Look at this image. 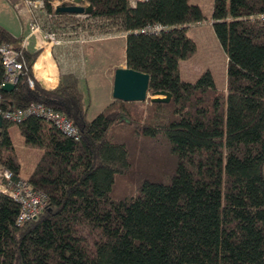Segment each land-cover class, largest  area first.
I'll return each instance as SVG.
<instances>
[{
    "label": "trees",
    "instance_id": "16d2710c",
    "mask_svg": "<svg viewBox=\"0 0 264 264\" xmlns=\"http://www.w3.org/2000/svg\"><path fill=\"white\" fill-rule=\"evenodd\" d=\"M24 1L43 2L45 32L125 34V67L149 76L148 98L113 100L89 121L88 89L71 74L42 88L31 71L38 52L0 27V45L25 63L14 89L0 91L2 108L41 104L78 131L74 141L38 118L14 126L41 152L24 180L46 204L17 226V204L0 195V264H264V0H213L225 93L209 71L180 79L179 63L196 50L186 31L205 20L189 0H82L91 12L80 16L53 12L63 0ZM156 24L169 29L139 33ZM156 94L171 99L152 103ZM10 126L0 128V164L22 179ZM158 157L169 169L153 177Z\"/></svg>",
    "mask_w": 264,
    "mask_h": 264
},
{
    "label": "rangeland",
    "instance_id": "374dc122",
    "mask_svg": "<svg viewBox=\"0 0 264 264\" xmlns=\"http://www.w3.org/2000/svg\"><path fill=\"white\" fill-rule=\"evenodd\" d=\"M189 4L198 6L202 11L205 20L201 23L191 25L186 31L187 36L194 41L196 50L191 57L179 63L180 79L184 82L194 83L202 73L209 71L212 75L217 91L220 93H225L227 60L220 44L214 35L212 23L210 21L213 0H189ZM33 16H35V13ZM80 19L81 17H78L76 20ZM31 22H33L32 14L28 7L25 6L23 0H0V27L10 32V34L15 38L19 37L20 34H22L24 30L28 28V25ZM58 31L57 34H64L62 31ZM21 37L24 38L25 36ZM34 37L32 36V38ZM68 38L69 36L66 34L63 37V40ZM115 42V65L124 68L125 64L122 63L123 60L121 58L119 49V44H121L122 39L117 37ZM27 43L26 49L31 51V46L28 48L30 44V38L27 40ZM97 45H103V42L92 44L90 47H95ZM104 61H96L93 64L95 65V72L91 76L85 75L82 77L84 80L81 81V88L83 90L88 89L87 94L90 98V108L87 114V119L89 121L94 119L96 115L100 113L107 105L105 104L104 100L106 92L109 89V82L103 72L104 69H99V66H101ZM85 68L88 72L89 68ZM8 135L12 144V155L15 162L19 166V175L22 179H27L29 175L34 172L37 163L40 161L41 152L34 147L27 146L16 127H8ZM151 159L152 156L148 158L149 161ZM156 166L158 167L153 170V173H151L153 177H160L164 169L167 171L169 169V164L165 162L164 158L158 157V165ZM125 181L126 184H129L130 178H125ZM129 189L130 188H125V182H119L117 184L118 192H124V194H126L128 193Z\"/></svg>",
    "mask_w": 264,
    "mask_h": 264
},
{
    "label": "built area",
    "instance_id": "2783aa9c",
    "mask_svg": "<svg viewBox=\"0 0 264 264\" xmlns=\"http://www.w3.org/2000/svg\"><path fill=\"white\" fill-rule=\"evenodd\" d=\"M147 0H128L131 7H134L138 3L145 2ZM75 0H63L58 1L53 12L59 6H73ZM24 4L30 10L33 22L28 25L29 35L23 38L22 48L27 50V40L31 36H41L43 40L52 45H60L61 40L66 34H57V32H45L41 29L40 24L37 23L34 15L35 11L42 10L43 2H28L24 1ZM80 16V15H79ZM261 20H264L261 17ZM169 28L161 26L159 24L149 25L139 31L140 34L158 35L159 33L168 30ZM73 34V35H72ZM69 38L77 37L76 40L81 43H96L104 39H109L112 35L102 36L98 34H86L82 32L67 34ZM111 36V37H110ZM119 37L125 38V34H120ZM0 63L3 68V77L0 79V91L5 85L16 86L20 77L23 76L25 70V63L23 61L21 51L13 50L5 45H0ZM27 85L30 89L34 88L33 79L27 80ZM3 100L0 95V117L2 125L8 124L11 126H18L22 124L28 118H38L44 122L50 123L64 136L78 140V131L73 124L66 118L65 115L53 111L41 104H30L25 108H2ZM0 195L6 196L17 204L19 210L15 220L17 226H21L27 222L35 220L40 213L44 210L46 204V197L42 193L34 190L31 185L24 179H15L11 171L4 168L0 164Z\"/></svg>",
    "mask_w": 264,
    "mask_h": 264
},
{
    "label": "crops",
    "instance_id": "0c3cea01",
    "mask_svg": "<svg viewBox=\"0 0 264 264\" xmlns=\"http://www.w3.org/2000/svg\"><path fill=\"white\" fill-rule=\"evenodd\" d=\"M57 3L58 2H55L53 4V7H55ZM34 13L38 24L40 23L41 25L45 22L44 15L43 13H41V11H35ZM28 35L29 31L27 28L17 38H20L21 36L27 37ZM117 37L119 39H122L121 44H119V49L121 58L123 60L122 63H124L125 38L119 37V35H112L111 38L104 39L96 43L85 44L79 43L76 40L77 37H71L64 40L62 39L60 45L49 44L45 42L43 38H41V36L38 35L34 38H32L31 36L29 37L30 44L28 48L31 46L32 50L27 51L33 53L38 52V55L31 68L33 77L42 88H44L45 90H52L58 85L61 75L71 74L75 76L81 83V81L84 80L82 79L83 76H91L95 72V65L93 64L96 61L106 60L101 66H99V69H104L103 72L109 82V89L106 92L104 100L105 104L109 105L114 100L112 98L114 71L118 68H121V66L115 65L114 60V58L116 57L115 39H117ZM102 42L103 45L90 47L92 44H98ZM85 67L89 68L88 72ZM109 91L111 92V95Z\"/></svg>",
    "mask_w": 264,
    "mask_h": 264
},
{
    "label": "water",
    "instance_id": "95a60500",
    "mask_svg": "<svg viewBox=\"0 0 264 264\" xmlns=\"http://www.w3.org/2000/svg\"><path fill=\"white\" fill-rule=\"evenodd\" d=\"M82 0H75L73 6H59L56 12L83 15L90 14V7H82ZM148 84L149 76L140 72L133 71L128 68H118L114 71L113 85H112V98L115 101H122L127 103H140L145 102L148 98ZM14 89L12 85H5L1 90L4 93H10ZM160 96V97H159ZM171 96L168 94H156L151 98L152 103L162 102L168 103ZM2 127V120L0 117V128Z\"/></svg>",
    "mask_w": 264,
    "mask_h": 264
}]
</instances>
